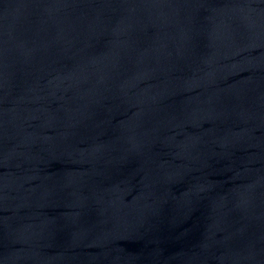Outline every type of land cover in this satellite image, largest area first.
<instances>
[{
  "label": "water",
  "instance_id": "1",
  "mask_svg": "<svg viewBox=\"0 0 264 264\" xmlns=\"http://www.w3.org/2000/svg\"><path fill=\"white\" fill-rule=\"evenodd\" d=\"M0 264H264V0H0Z\"/></svg>",
  "mask_w": 264,
  "mask_h": 264
}]
</instances>
